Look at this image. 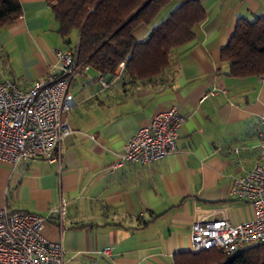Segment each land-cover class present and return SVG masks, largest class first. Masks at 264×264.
<instances>
[{
  "label": "crops",
  "instance_id": "0c3cea01",
  "mask_svg": "<svg viewBox=\"0 0 264 264\" xmlns=\"http://www.w3.org/2000/svg\"><path fill=\"white\" fill-rule=\"evenodd\" d=\"M19 1L22 14L0 32V81L29 89L59 70L56 50L78 40L67 43L48 0ZM198 1L206 18L161 75L128 80L124 68L111 77L90 66L74 78L59 162L0 163V209L47 217L43 235L62 242L65 264H176L196 252L198 219L253 217L230 192L236 178L264 166V77L229 75L221 54L239 19L264 17V0ZM173 106L185 117L176 149L159 161L120 163L137 130ZM62 201L65 212L52 213Z\"/></svg>",
  "mask_w": 264,
  "mask_h": 264
},
{
  "label": "built area",
  "instance_id": "2783aa9c",
  "mask_svg": "<svg viewBox=\"0 0 264 264\" xmlns=\"http://www.w3.org/2000/svg\"><path fill=\"white\" fill-rule=\"evenodd\" d=\"M57 72L24 89L13 80L0 81V163L16 167L21 162L47 159L59 162L56 148L71 133L66 115L75 106L70 85L90 65L78 63L77 47L57 49ZM120 69L124 64H120ZM106 86L105 80L100 78ZM213 91L211 94H215ZM185 121L173 106L155 115L129 139L120 154V163L145 164L167 157L177 147ZM264 151V138L261 143ZM233 198L248 204L253 217L240 223L228 219L200 218L191 226L195 251L216 249L226 255L264 243V166L256 164L233 181ZM64 201L52 210L62 215ZM47 217L26 211L0 209V264H65L61 241L43 235ZM111 255V248L103 250Z\"/></svg>",
  "mask_w": 264,
  "mask_h": 264
},
{
  "label": "trees",
  "instance_id": "16d2710c",
  "mask_svg": "<svg viewBox=\"0 0 264 264\" xmlns=\"http://www.w3.org/2000/svg\"><path fill=\"white\" fill-rule=\"evenodd\" d=\"M48 2L68 44L71 32L78 31V63L111 77L124 64L122 77L128 80L161 75L172 63L173 50L193 40L196 27L206 18L198 0ZM21 14L19 0H0V32ZM146 27L151 29L141 39L139 34ZM221 56L233 77H264V17L239 19ZM176 264H264V243L230 256L216 249L200 250L177 259Z\"/></svg>",
  "mask_w": 264,
  "mask_h": 264
},
{
  "label": "rangeland",
  "instance_id": "374dc122",
  "mask_svg": "<svg viewBox=\"0 0 264 264\" xmlns=\"http://www.w3.org/2000/svg\"><path fill=\"white\" fill-rule=\"evenodd\" d=\"M70 38H71V44L72 45H76L77 43V40H78V31L77 30H73L70 34ZM2 53H1V50H0V79L3 75L7 74L5 72H7V67L5 69V64H4V61L2 59ZM6 70V71H4Z\"/></svg>",
  "mask_w": 264,
  "mask_h": 264
}]
</instances>
